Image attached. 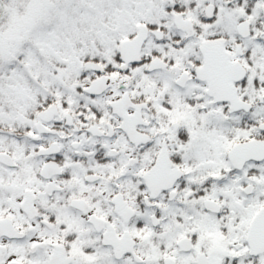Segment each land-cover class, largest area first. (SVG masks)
I'll return each mask as SVG.
<instances>
[{"label": "snow or ice", "instance_id": "obj_1", "mask_svg": "<svg viewBox=\"0 0 264 264\" xmlns=\"http://www.w3.org/2000/svg\"><path fill=\"white\" fill-rule=\"evenodd\" d=\"M0 264H264V0H0Z\"/></svg>", "mask_w": 264, "mask_h": 264}]
</instances>
